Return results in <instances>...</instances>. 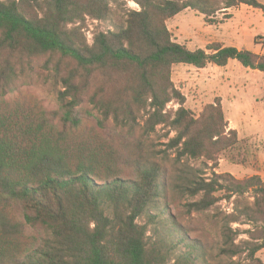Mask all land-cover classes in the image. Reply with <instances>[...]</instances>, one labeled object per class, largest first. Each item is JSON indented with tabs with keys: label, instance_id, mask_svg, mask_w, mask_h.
<instances>
[{
	"label": "trees",
	"instance_id": "trees-1",
	"mask_svg": "<svg viewBox=\"0 0 264 264\" xmlns=\"http://www.w3.org/2000/svg\"><path fill=\"white\" fill-rule=\"evenodd\" d=\"M130 1L140 10L128 11L126 26L97 35L90 46L82 25L87 18L108 20L112 0H0V264H197L213 245L191 235L168 198L201 196L182 206L190 217L216 207L220 192L235 200L231 214L218 216V257L263 264L257 255L264 249V183L215 172L212 179L194 178L182 169L184 160L216 168L240 140L221 99L198 117L185 107L172 71L237 61L264 74V55L218 43L191 51L174 40L167 23L191 10L216 24L222 22L212 20L218 13L247 6L264 15V5ZM33 78L55 93L58 111L12 99L18 84ZM85 103L98 113L90 128L81 117ZM172 103L178 109L168 110ZM161 126L169 130L166 138L175 136L165 151H156L148 138ZM108 128L111 135L103 133ZM144 216L152 225L165 220L169 239L149 242L147 225L138 224ZM242 223L254 228L237 243L232 225ZM26 228L43 236L27 237Z\"/></svg>",
	"mask_w": 264,
	"mask_h": 264
},
{
	"label": "rangeland",
	"instance_id": "rangeland-1",
	"mask_svg": "<svg viewBox=\"0 0 264 264\" xmlns=\"http://www.w3.org/2000/svg\"><path fill=\"white\" fill-rule=\"evenodd\" d=\"M264 5V0H257ZM112 13L106 21H96L90 18L82 25L83 34L87 43L93 45L94 38L101 33L116 32L126 26V15L130 10L139 11L140 8L130 0H112ZM228 16L218 13L214 21H222L216 24H207L205 17L194 11L187 10L167 23L174 40L185 45L189 50H205L208 46L218 43L224 47H235L240 50H247L257 55H264V15L263 12L247 6H240L227 12ZM73 26H69L72 28ZM172 81L176 88L186 97V108L198 117L203 108L209 104H214L217 99H221L225 117L229 122L230 130H237L240 143L237 148L224 153L214 168L211 163L204 160L192 161L184 160L180 166L191 177H204L212 179L213 173L218 175L228 174L234 179L243 181L248 178L258 176L264 183V74L245 69L237 61H231L227 67L219 68L213 65L204 70H197L192 66L178 65L173 68ZM12 99H18L38 105L47 111L54 112L60 109L55 93L44 86L43 82L37 78L23 81L18 84ZM178 106L172 103L168 110H176ZM81 117L85 127L90 128L95 125L93 117L98 113L89 103L81 107ZM93 116V117H92ZM105 135H111V128ZM169 130L158 127L156 132L148 138V146L156 151H165L170 138L165 135ZM119 140V138H118ZM171 161L175 158L174 151L168 152ZM172 162H170L171 164ZM169 164L170 173H173ZM221 201L216 207L204 214H193L185 216L182 206L196 202L201 196L190 198L171 195L168 198V207L180 218L182 225L192 229V236L205 237L209 245H213L214 250L207 256L206 260L197 264H227L230 260L219 258L221 247L220 218L229 215L234 209V200L225 199L226 193H218ZM252 197V194L247 195ZM252 200V199H251ZM12 213H15L14 211ZM150 215H156L155 210L150 211ZM14 217L15 215L12 214ZM18 220L23 221L19 214ZM220 216V218H218ZM141 226L147 225V237L149 242L157 240L159 237L169 239L172 232L165 220H160L156 225L149 224V219L144 216L138 221ZM233 229L239 231L237 243L247 241V231L253 230V226L242 224L232 225ZM27 237L41 238L43 235L35 230L26 228ZM176 237L174 238V240ZM257 257L264 264V249L258 253Z\"/></svg>",
	"mask_w": 264,
	"mask_h": 264
}]
</instances>
